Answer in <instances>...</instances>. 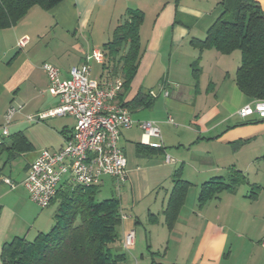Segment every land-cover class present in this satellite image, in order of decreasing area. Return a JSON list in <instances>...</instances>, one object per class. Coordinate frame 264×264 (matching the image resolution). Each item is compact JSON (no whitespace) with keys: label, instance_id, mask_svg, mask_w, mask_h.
I'll return each instance as SVG.
<instances>
[{"label":"crops","instance_id":"crops-1","mask_svg":"<svg viewBox=\"0 0 264 264\" xmlns=\"http://www.w3.org/2000/svg\"><path fill=\"white\" fill-rule=\"evenodd\" d=\"M221 1L62 0L48 10L32 7L16 24L0 28V132L8 109L20 107L8 125V134L0 136V250L14 237L31 240L52 225L54 211L36 225L40 213L32 206L23 181L40 150L62 147L74 119L62 115L38 122L26 120L27 114L58 104V97L47 90L42 64H54L60 76L67 78L69 68L84 63L88 55L90 72L92 63L98 72L97 77L91 72V77L101 85L121 79L119 72L111 71L102 44L111 39L127 10L139 9L143 14L138 30L140 59L121 104L130 102L139 91L150 96L151 105L127 108L134 121H157L163 148L139 155V128L134 125L120 132L126 178L118 187L107 175L99 183L103 185L108 177L121 204L123 216L114 250L129 251L139 242L151 254L164 252V262L156 261V255L150 264H223L236 262L241 255L244 259L237 260L239 264H264V173H255L256 165L264 163V118L249 115L243 119L237 114L252 101L239 91L234 79L239 51L228 55L213 49L199 51L191 42L205 37L220 16ZM257 1L264 15V0ZM20 39L25 40L21 47ZM99 52L103 60L98 62L92 55ZM197 58L200 72L195 81L191 64ZM117 95L115 102L120 104ZM18 136L27 140L29 149L21 142L20 149L11 147ZM165 155L174 162L167 163ZM233 169L241 171L246 181L201 203L198 195L203 183L227 178ZM175 171L190 187L168 230L163 211ZM2 177L11 179L14 186L5 184ZM243 185L251 191L239 193ZM130 230L134 231L133 244L125 247L123 237Z\"/></svg>","mask_w":264,"mask_h":264},{"label":"trees","instance_id":"trees-1","mask_svg":"<svg viewBox=\"0 0 264 264\" xmlns=\"http://www.w3.org/2000/svg\"><path fill=\"white\" fill-rule=\"evenodd\" d=\"M61 1L0 0V28L16 24L32 7L48 10ZM221 5L220 16L208 27L205 37L191 42L199 51L213 49L227 55L239 51L240 63L234 77L239 91L252 100L264 99V15L260 5L257 0H222ZM142 21L141 10H127L123 22L112 30L111 39L102 44L111 71L121 76L122 91L117 97L125 108L131 104L147 107L152 102L148 94L139 91L130 102L121 104L137 72L141 47L138 30ZM198 62L199 58L191 64L195 81L200 72ZM20 142L24 148H30L23 136H18L11 147L20 149ZM136 148L139 155L162 149L144 144H137ZM245 181L244 174L234 169L227 178H211L201 187L200 202L221 190L233 191ZM99 186L62 183L50 203L55 205L50 229L37 233L31 240L14 237L4 242L1 264H126L127 254L114 250L122 218L120 201L114 196L98 200ZM189 187L175 171L173 188L163 211L168 230L174 226Z\"/></svg>","mask_w":264,"mask_h":264},{"label":"built area","instance_id":"built-area-1","mask_svg":"<svg viewBox=\"0 0 264 264\" xmlns=\"http://www.w3.org/2000/svg\"><path fill=\"white\" fill-rule=\"evenodd\" d=\"M24 43V39L18 41L20 47ZM92 57L98 62L103 60L100 52ZM89 58L87 55L84 63L70 67L67 78L60 76L59 68L54 64L48 61L43 63L42 68L48 78L47 90L58 97V104L47 111L25 116L29 122L62 115H69L74 119V127L62 147L56 151L40 150L29 165L28 174L23 181L30 200L41 208L50 205L63 180L91 186L99 184L102 177L107 175L113 179L116 187L124 182L127 161L124 149L119 145L121 130L136 125L141 132L140 144L163 148L157 121H134L130 110L115 102L116 95L122 89V80L115 78L108 85H101L91 77ZM19 109L20 107L8 109L1 126L2 135L8 134V125ZM237 114L243 119L249 115L264 118V99L244 104ZM168 121L173 122L170 117ZM164 160L167 163L174 162L169 155H165ZM1 180L14 186V182L8 177H2ZM133 236V230L124 235L125 247L133 244Z\"/></svg>","mask_w":264,"mask_h":264},{"label":"rangeland","instance_id":"rangeland-1","mask_svg":"<svg viewBox=\"0 0 264 264\" xmlns=\"http://www.w3.org/2000/svg\"><path fill=\"white\" fill-rule=\"evenodd\" d=\"M77 37H79V35H77ZM71 39H72V36L67 37V40H71ZM69 44L67 43V46H69ZM68 60H69V64H71L73 62V60H71L70 57H68ZM91 65H92V68H91L92 75L94 77H97V75H98V72H96L97 71V66L94 63H92ZM51 120L52 119H48L47 121L49 122ZM42 122L44 123L46 121H42ZM0 136H1V132H0ZM41 136H42V132H41ZM45 143H46V141L44 142V144ZM47 148H49V147H47ZM259 168H260V170H258ZM256 169L257 170H255V173H257V174L264 173V163H260L259 166L256 165ZM14 174L15 173H13L12 176H15ZM252 176H253V174H252ZM244 189L247 190L246 194L251 191V187L250 186L243 185V186L239 187V191H240L239 193H241V191L243 192ZM111 196H117V192L109 184V178L105 177L104 184L99 186V193L97 195V199L101 200V199H105V198L111 197ZM31 203H32V206L40 213V218L38 219V222H36V225H39V222L41 221L43 215H46L47 213H52V211H54V204L53 205H49L46 208H41V207H38L33 202H31ZM142 225H145V223L142 222ZM145 246H146V244H144V243L141 244V243L138 242L134 247H130L129 251L126 250L125 252H127V256H128L126 264H136L135 260L138 261V264H150L151 258L152 257L155 258L156 255L158 256V257L155 258L156 261H162L164 259L163 258V253H164L163 251L159 252L158 254L154 253L153 255H151V251L147 250V248ZM170 255H171V253H170ZM240 259H244V256L241 255ZM240 259H237V260H240ZM237 260H236V262L224 261L223 264H239L240 262H237ZM163 262H164V260H163ZM0 264H1V262H0Z\"/></svg>","mask_w":264,"mask_h":264}]
</instances>
